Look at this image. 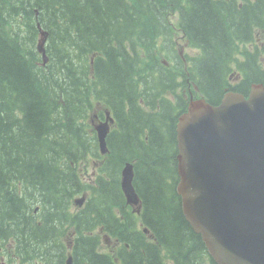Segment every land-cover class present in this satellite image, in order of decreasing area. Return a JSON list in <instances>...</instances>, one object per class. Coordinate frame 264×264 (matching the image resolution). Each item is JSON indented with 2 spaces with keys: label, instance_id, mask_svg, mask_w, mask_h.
Here are the masks:
<instances>
[{
  "label": "trees",
  "instance_id": "1",
  "mask_svg": "<svg viewBox=\"0 0 264 264\" xmlns=\"http://www.w3.org/2000/svg\"><path fill=\"white\" fill-rule=\"evenodd\" d=\"M234 1L0 0V248L14 241L4 252L6 257L14 255V246L21 262L33 256L64 257L62 237L70 223L81 233L99 223L113 231L129 232L128 224H120L113 215L115 208L125 212L126 207L127 214H135L120 189L122 166L131 160L137 161L133 186L144 200V220L158 229L163 241L161 252L151 246L144 254L135 246L147 240L129 232V237L137 238L132 240L131 264H180L207 255L203 244L195 248L183 238L192 231L180 208L167 198L174 195V188L165 180L169 162L157 160V152L167 150L162 143V115L153 100L157 91L138 88L136 76L147 66L143 59L154 50L148 47L141 56L127 49L133 45L141 51L144 43L156 47L158 35L167 36L175 26L180 27L202 49L195 72H201L208 98L214 102L226 79L222 68L230 56L229 36L234 29L246 32L250 17L260 14V3L247 8L250 1L244 0L245 10L237 23L239 15L222 8ZM174 13L179 14V21L171 25L168 15ZM36 20L50 31L47 66L37 51ZM157 59L154 55V62ZM236 65L243 84L264 80V71L254 70L252 64L238 61ZM176 72L167 69V77L157 87L168 86ZM93 86H101L97 98L117 118L107 138L109 153L100 162L109 178L101 176L100 186L94 181L79 188L78 167L87 159L102 157L91 124ZM172 135L176 136L175 124ZM98 186L99 196L82 209L92 217L79 224L68 210L70 201L85 189L94 194ZM108 207L113 215L106 211ZM97 241L95 236H78L76 257L82 253L101 257L95 252ZM45 260L50 262L49 257Z\"/></svg>",
  "mask_w": 264,
  "mask_h": 264
},
{
  "label": "water",
  "instance_id": "2",
  "mask_svg": "<svg viewBox=\"0 0 264 264\" xmlns=\"http://www.w3.org/2000/svg\"><path fill=\"white\" fill-rule=\"evenodd\" d=\"M42 51V43L40 44ZM228 111L220 115L222 121L239 132V153L230 170L232 195H221V201L230 203L229 209L220 214L218 201L210 197L208 205L211 221L207 229L201 230L211 255L218 264H264V115L252 110ZM264 107H259L263 109ZM99 138L104 148L107 125H99ZM243 175L246 178L243 179ZM132 175L124 171V188L130 187ZM243 185L250 186L249 193H241ZM184 189V188H183ZM186 190L184 189L183 192ZM129 202L137 197L127 193ZM222 226V240L216 239V228Z\"/></svg>",
  "mask_w": 264,
  "mask_h": 264
},
{
  "label": "bare ground",
  "instance_id": "3",
  "mask_svg": "<svg viewBox=\"0 0 264 264\" xmlns=\"http://www.w3.org/2000/svg\"><path fill=\"white\" fill-rule=\"evenodd\" d=\"M38 17V16H37ZM36 22V27L38 28V30H40V31H44V32H47L48 33V31L49 30H47V29H45L42 25H41V23L39 22V20H36L35 21ZM49 35H50V31H49ZM44 53H46V54H48V55H50V53H49V50H48V45L45 47V49H44ZM51 56V55H50ZM40 59H41V62H42V54L40 53ZM255 93H257L256 91L255 92H253V94H255ZM109 113H110V120H113L114 119V115L112 114V112L109 110ZM83 119L84 118H81V119H79V121L81 122V123H83ZM128 234H130L129 232H127ZM44 257H49L51 260H56V257H54V256H50V255H48V256H46V255H43Z\"/></svg>",
  "mask_w": 264,
  "mask_h": 264
},
{
  "label": "flooded vegetation",
  "instance_id": "4",
  "mask_svg": "<svg viewBox=\"0 0 264 264\" xmlns=\"http://www.w3.org/2000/svg\"><path fill=\"white\" fill-rule=\"evenodd\" d=\"M238 13H239V12H238ZM239 17H240V20H241L242 15H241L240 13H239ZM237 23H241V22L239 21V22H237ZM248 27H249V26H247V31H246V32L241 33V32H238L237 29H236V32H235V33H238V34L248 33ZM232 33H234V32H232ZM229 37H230V36H229Z\"/></svg>",
  "mask_w": 264,
  "mask_h": 264
},
{
  "label": "rangeland",
  "instance_id": "5",
  "mask_svg": "<svg viewBox=\"0 0 264 264\" xmlns=\"http://www.w3.org/2000/svg\"><path fill=\"white\" fill-rule=\"evenodd\" d=\"M100 20H103L104 21L105 20L104 16H102V18Z\"/></svg>",
  "mask_w": 264,
  "mask_h": 264
}]
</instances>
